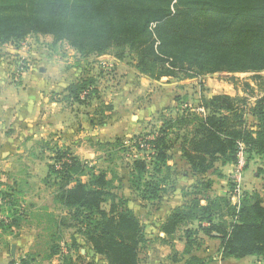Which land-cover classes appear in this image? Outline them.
<instances>
[{"label": "trees", "instance_id": "16d2710c", "mask_svg": "<svg viewBox=\"0 0 264 264\" xmlns=\"http://www.w3.org/2000/svg\"><path fill=\"white\" fill-rule=\"evenodd\" d=\"M28 36L50 37L53 45L65 44L80 58L112 56L153 81L257 74L254 87L242 84V96L200 95L194 106L187 105L186 96L175 97L174 119L134 138L136 148L146 147L143 151L149 154L147 159L132 158L126 174L130 191L147 203H157L171 190L176 178L172 150L197 178L189 200L173 209L159 228L162 237L155 242L171 248L167 264H209L194 255L200 233L219 241L221 259L264 258V198L244 193L231 205L227 197H210L212 181L202 178L216 164L236 165L240 153L264 157V77L258 76L264 72V0H0V47L19 46ZM84 75L67 87L66 103L88 107L98 100L97 80ZM112 111L110 104L100 102L91 125L107 126ZM51 143H38L37 148L52 155L42 185L51 190L49 203L60 214L56 218L41 206L40 214L52 228L44 241L45 254L12 264L55 257L59 264H140V252L151 242L107 174ZM101 144L111 145L96 141ZM28 195L15 177L0 182L3 231H19L30 223L35 206H22ZM180 229L184 250L178 254L174 239ZM64 230H74L93 256L62 254L58 243Z\"/></svg>", "mask_w": 264, "mask_h": 264}, {"label": "crops", "instance_id": "0c3cea01", "mask_svg": "<svg viewBox=\"0 0 264 264\" xmlns=\"http://www.w3.org/2000/svg\"><path fill=\"white\" fill-rule=\"evenodd\" d=\"M39 38L41 36H28L19 46L0 47V182L7 176L16 177L12 168L13 163L17 159L23 158V152H31V145L36 142V136L31 135L29 130L36 124H50L47 127L50 129V134L55 132L53 124H56V131L63 135L68 124H89V128H85L86 133L82 138L87 150L82 156L85 157L84 159L92 160L98 158L100 153L90 148L88 143L92 141L107 143L126 133L128 128L124 124V114L117 117L116 113L123 112L126 109L125 105L132 102V107H146V105H142L144 102L141 100L142 93L146 92L147 88L162 82V80L174 84L173 88L176 93L165 107L159 106L160 110L172 107L175 97L188 95L183 86L189 82L188 80L161 79L153 81L140 75L125 62H119L112 57L80 58L65 44L53 45L50 37H43L45 38L43 44L31 42V39L37 41ZM20 63H22L23 72L19 75V79L15 80L12 76ZM98 67L109 73L113 71L110 81L112 87L109 88V92L103 93L100 82L97 81L100 89L99 98L92 101L90 106L82 107L66 103L64 98L67 95V87L85 76L84 74L92 77L94 72L89 74L90 70H95ZM127 85L131 87L126 88ZM100 102L113 107V121L109 123L112 125L101 128L91 125L93 124L92 113ZM137 103H139L138 106ZM248 122L255 123L251 117L248 118ZM174 158L181 165L182 171L179 174L176 170V178H174L171 190L167 191V194H171L163 195L157 203L142 202L143 207H150L157 211L155 214L146 216L145 225H143L146 239L155 244H159L155 241L158 237H162L159 233L161 224L166 221L173 209L183 206L189 200V192L197 181L189 167L181 160L179 153ZM242 159L245 166L239 176L240 194L237 197L234 195L235 183L232 189L229 188V181L234 174L235 165L222 167L220 164H216L213 170L202 177L204 180L212 181V187L208 193L210 197H227L231 205H237L244 193H257L264 198V174L260 173V170H264V157H248L242 154ZM43 171L45 174V169ZM2 220H4V216L0 214V221ZM189 228H195V224L190 225ZM147 229L151 231L146 232ZM182 230L180 229L176 233L174 239V250L178 254L184 250ZM17 234L18 231L14 229L5 232L0 228V264L18 262V242L15 241ZM198 238L200 247L194 251V255L201 259H209V264H264V258L257 257L221 259L219 255L220 243L217 239L208 238L201 233ZM149 246L146 250V257H148V250L151 247ZM12 247H14L13 254ZM167 258L168 256L166 259L161 258L162 260L158 264H167ZM58 260L59 258L55 257L51 264H59Z\"/></svg>", "mask_w": 264, "mask_h": 264}, {"label": "rangeland", "instance_id": "374dc122", "mask_svg": "<svg viewBox=\"0 0 264 264\" xmlns=\"http://www.w3.org/2000/svg\"><path fill=\"white\" fill-rule=\"evenodd\" d=\"M31 40L32 43L37 42L43 44L45 38L41 37L37 41H35V39ZM126 65L130 66V64L127 62ZM85 67L88 68L87 66ZM92 71L94 72L93 77L98 82H100L99 84L103 93L109 92V88L112 87L110 81L112 80L113 71L109 73L106 70H100L98 67L95 70H90L89 74H92ZM254 76H257V74L222 73L207 75L196 80H188L189 82L183 85L184 89H186L184 91L188 94L186 95L187 105L194 106L200 95L205 97L218 94H225L229 96H234L237 94L242 96V84L247 83L254 87L255 83L252 80ZM258 76L264 77V72L259 73ZM19 77L20 76H18V79ZM103 82H105L106 85L102 84ZM173 85L174 84H169L162 80V82L147 88L146 92L144 91L145 94L142 93L143 98L141 101L144 102L142 105H146V107H139V103H137L138 107H132V102L131 104L129 103L125 105L126 109L123 110V112L116 113L117 117H120L121 114H124V124H126L128 131L122 135H119V137L113 138L110 141L111 145L108 147L104 146V144L96 145V141H93V143L89 142V147L100 153L98 158L96 157L92 160L84 159L85 157L82 156V154L87 151L85 149L86 147H84V141L82 138L86 133L85 128H89V124H68L64 135L61 132L56 131V124H53V130L55 132L52 134L49 133L50 129L47 128L50 124H36L32 126L29 131L31 135L36 136V142L31 145V152H23V158L17 159L12 166L14 174L16 175L15 179L19 180L22 188L29 194L28 197L22 201V206L27 207V204H34L35 206V208L32 209L30 213L32 215L31 221L29 220L30 223L24 224L15 237V241L18 242L17 250L19 252V259L31 254H40V256L45 254L44 241L52 231V228L51 224H49V221L41 216V206H46L48 212H52L56 218L60 214V210L49 203L48 197L51 193V190H46L42 185V180L46 175V173H43V170L45 169L46 172L47 165L51 164L50 158L52 155L47 151L42 153V151L37 148L38 143L52 142L51 146H54L55 144L59 148L64 146V148H68L70 150L73 156L87 162L90 167L95 169L96 172H105L107 174L108 180L112 181V187H114L115 190L114 192L118 197L126 201V206L134 213L142 226L145 225L146 216L157 213L156 210L150 207H143L142 202L139 201L137 195L132 190L130 191V177L126 174V167L131 163L132 158L147 159L149 154L143 151L146 149V147L140 146L139 149L136 148L134 145V138L138 137L139 135L148 134L153 130L156 131L160 126L159 124H162L163 122L166 123L169 120L174 119L175 115L171 113V110L175 106L174 103L172 107H166L167 111H165V108L160 110L159 107L160 105L165 107L169 103L170 98H172L174 93H176ZM125 87L130 88L131 86L127 85ZM133 117H135V119H133ZM111 121H113V115L111 117ZM152 127L153 129H151ZM176 154L177 150H172L173 160L170 164H174L173 167H175V170H178V173L180 174L182 167L174 158ZM28 169L30 171H27ZM3 179L6 180L5 177ZM82 181L86 182L87 178H83ZM229 182V188L230 186L233 187L234 180L231 179ZM170 194L171 193L167 194L166 192L164 195L169 196ZM103 209L107 210L108 208L107 206H103ZM37 211L38 217L34 214ZM147 231L149 232L151 230L147 229L146 232ZM38 235L41 237V239L38 237ZM62 236V240L58 243L62 254H68L71 256L76 254L81 256L86 255L88 257L93 256V253L89 249L88 245L79 235L75 233L74 230H64ZM71 238H73L76 242L75 249H73L71 246ZM150 246L148 250V257H146L147 249H143L140 252V264H158L160 260L163 258L166 259L167 256L171 255V248L169 245L150 243ZM51 261H44L37 264H51Z\"/></svg>", "mask_w": 264, "mask_h": 264}, {"label": "built area", "instance_id": "2783aa9c", "mask_svg": "<svg viewBox=\"0 0 264 264\" xmlns=\"http://www.w3.org/2000/svg\"><path fill=\"white\" fill-rule=\"evenodd\" d=\"M22 72H23V68L19 64L18 67L16 68V71L13 73L14 79L17 80L18 76L21 75ZM244 166H245V162L242 159V154L240 153L238 155V161L235 165L234 174L232 175V179L234 180V183H235L234 195L236 197L240 194V192H239L240 191L239 190V176H240Z\"/></svg>", "mask_w": 264, "mask_h": 264}, {"label": "water", "instance_id": "95a60500", "mask_svg": "<svg viewBox=\"0 0 264 264\" xmlns=\"http://www.w3.org/2000/svg\"><path fill=\"white\" fill-rule=\"evenodd\" d=\"M133 119H135V117H133ZM11 252L12 254L14 253V247L11 248Z\"/></svg>", "mask_w": 264, "mask_h": 264}]
</instances>
